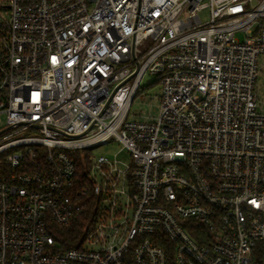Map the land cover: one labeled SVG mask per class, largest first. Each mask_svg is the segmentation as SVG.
Listing matches in <instances>:
<instances>
[{"label": "built area", "instance_id": "obj_1", "mask_svg": "<svg viewBox=\"0 0 264 264\" xmlns=\"http://www.w3.org/2000/svg\"><path fill=\"white\" fill-rule=\"evenodd\" d=\"M262 55L264 0H0V264H264Z\"/></svg>", "mask_w": 264, "mask_h": 264}, {"label": "rangeland", "instance_id": "obj_2", "mask_svg": "<svg viewBox=\"0 0 264 264\" xmlns=\"http://www.w3.org/2000/svg\"><path fill=\"white\" fill-rule=\"evenodd\" d=\"M208 12L205 11L203 17L206 18ZM149 43L145 45L148 47ZM259 76L257 79V90L259 94V100L261 103L264 102V56L259 58ZM162 94V87L159 82L156 81V77L150 73H147L144 77L139 93L137 94L130 110L129 119L132 121H148L155 119L160 113V96ZM5 125V117H2L0 122V128ZM121 145L118 142H113L109 146H98L88 153H94L95 155L106 154L109 156H114L119 154V157L123 158L124 161H130L131 156L129 153L120 152Z\"/></svg>", "mask_w": 264, "mask_h": 264}, {"label": "trees", "instance_id": "obj_3", "mask_svg": "<svg viewBox=\"0 0 264 264\" xmlns=\"http://www.w3.org/2000/svg\"><path fill=\"white\" fill-rule=\"evenodd\" d=\"M8 171H9V165H8L7 161L5 160V158L3 156H0V177L7 175ZM63 231L64 232H62V234L69 235L70 239L71 238H77L82 233L81 227L79 226L78 223L72 224V226L67 228L66 231L65 230H63Z\"/></svg>", "mask_w": 264, "mask_h": 264}]
</instances>
